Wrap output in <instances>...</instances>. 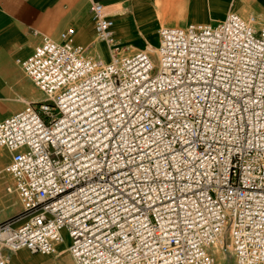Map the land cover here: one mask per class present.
<instances>
[{"label": "built area", "instance_id": "1", "mask_svg": "<svg viewBox=\"0 0 264 264\" xmlns=\"http://www.w3.org/2000/svg\"><path fill=\"white\" fill-rule=\"evenodd\" d=\"M96 38L114 19L91 1ZM41 35L16 62L44 95L0 120V172L22 216L0 220V264L20 249L75 264H264V25L158 30L109 61Z\"/></svg>", "mask_w": 264, "mask_h": 264}, {"label": "crops", "instance_id": "2", "mask_svg": "<svg viewBox=\"0 0 264 264\" xmlns=\"http://www.w3.org/2000/svg\"><path fill=\"white\" fill-rule=\"evenodd\" d=\"M91 1H98L104 4V1L108 0H0V120L16 112L23 107L25 102H28L25 98L18 99V95H25L26 91L22 77L24 74L17 64L16 59L25 58L29 55L33 51L34 46L39 43L41 35H47L50 38L57 39L61 30L67 27H73L75 29L74 41L86 46L90 54L94 56L101 55L96 46L93 50H96L98 53L92 51L93 47H91V43L93 42L91 40L88 41L91 28L87 24V18L93 28V23L90 20L88 11ZM112 1H115L114 6H118L119 4H123L125 0ZM146 1L147 0H128V5L132 9L131 12H125V10L119 7L112 9L110 14L111 16L115 14V17H112L114 19V24H120L121 21L124 20L130 29V27L136 23L148 42L151 41L150 37H153V39L155 37L154 28L156 26V21L153 20L149 11L150 5ZM199 1L191 0L190 2H193L195 8L200 6L198 9L201 14H203L200 18L205 21H216L214 18H219V14L222 15L224 11L228 10L233 0ZM262 1L263 0H238V2H242L247 6H252L253 8L258 7L254 11L260 20H264V9H260V7L264 8V2ZM215 6H217V8ZM119 13L123 15L119 16ZM129 33L130 32L121 34L117 29L114 30V35L119 40L118 43L120 46H125V44H123V38H131ZM134 38L129 39L131 44L128 45V48L137 47L135 46L136 44H134ZM97 44L101 45L104 50L105 47L102 43ZM94 45L93 43V46ZM21 101L23 102L22 105ZM32 101H36V99ZM9 159V152L4 148H0V171L8 163ZM1 188L2 181L0 179V192ZM68 243L67 241L61 243L57 247L59 254L55 256L38 253L32 254L24 249L10 252L8 253L9 263L75 264L66 251V245Z\"/></svg>", "mask_w": 264, "mask_h": 264}, {"label": "rangeland", "instance_id": "3", "mask_svg": "<svg viewBox=\"0 0 264 264\" xmlns=\"http://www.w3.org/2000/svg\"><path fill=\"white\" fill-rule=\"evenodd\" d=\"M150 7L154 10V17L153 20L156 21V26L154 28V34L155 37H150L151 42L150 44L147 42L146 38L144 37V34H142V31L140 28L134 24L130 27L124 26V27H118L116 23L117 31L121 34L129 33V36L131 38H134V44H136L134 48H128V45L131 44L129 39L131 38H123V46L120 49H117L116 52L120 55H129L131 53H134L138 50H143L146 47H152L155 48L157 45V39L156 36L158 35L159 28L163 26H182L185 25L188 22L193 21H205L204 19L200 18L201 12L198 8H195V5L193 2H190L189 0H147L146 1ZM264 2V0L262 1ZM115 1L108 0L104 1V4L106 8L108 9V12L110 13L112 9L121 7L125 12H131L132 9L128 5V0H125L123 4H119L118 6H114ZM263 4V3H262ZM258 7L253 8L252 6H247L242 2H238V0H233L230 4L228 10L224 11L221 15V18L225 13H227L229 10L234 11L241 15L242 17H247L248 15H253L256 18V23L258 25H264V20H260L255 11ZM260 9H264L260 7ZM111 15V14H110ZM220 18V19H221ZM218 21V20H216ZM87 24L91 28V33L88 36V41H92L97 47V50L102 55L106 54V49L100 47L101 45H98L96 42V34L93 28L91 27V24L89 22V19L87 18ZM93 43H91V47H93ZM119 44V43H118ZM120 45V44H119ZM142 46V47H141ZM140 47V48H138ZM98 53L96 50L94 51ZM22 74V73H21ZM24 83H25V95H18V99H26V101H32L37 100L40 101L44 98V95L30 82L29 79H27L24 75H22ZM23 101V100H22ZM21 101V105L23 102ZM26 103V102H25ZM2 150V149H1ZM0 179L2 181V188L0 192V220L4 219H10L13 221H18L21 216V205L16 197V195L12 192H7L5 189V186L10 183L9 178L4 174L0 173ZM220 254L223 255L222 250L220 248H216ZM74 264V263H73ZM215 264H227L226 259H222L221 255L218 257V253L215 252Z\"/></svg>", "mask_w": 264, "mask_h": 264}, {"label": "bare ground", "instance_id": "4", "mask_svg": "<svg viewBox=\"0 0 264 264\" xmlns=\"http://www.w3.org/2000/svg\"><path fill=\"white\" fill-rule=\"evenodd\" d=\"M191 1V0H190ZM199 1V0H198ZM200 2V1H199ZM210 2V1H209ZM211 3V2H210ZM228 3V2H227ZM197 4H198V2H197ZM205 4V3H204ZM214 4V3H213ZM215 5V4H214ZM199 6V5H198ZM219 6V5H218ZM200 7V6H199ZM198 7V8H199ZM214 7V6H213ZM216 8H217V6H215ZM211 9H213V8H211ZM120 10V9H119ZM207 10V9H206ZM225 10V9H224ZM149 11H150V13H151V15H152V17H154V10L150 7L149 8ZM205 11V10H204ZM116 12H117V10H116ZM214 12V11H213ZM220 12V11H219ZM134 13V12H133ZM211 13H212V11H211ZM206 14V13H205ZM215 14V13H214ZM123 14H121V13H119V16H122ZM215 15H217V14H215ZM221 15L219 14V18H214V20H220V17ZM112 17H115V14H114V16H112ZM212 18V17H211ZM222 19V18H221ZM208 20H209V18H208ZM136 22V21H135ZM136 24V23H135ZM119 25V26H118ZM155 25H156V22H155ZM117 26L118 27H124V26H127L126 25V21H124V20H122L121 21V23L120 24H117ZM115 27H116V23L114 24V26H113V29L115 30ZM157 38H158V35H157ZM118 39L115 37V35H114V42L111 44V45H108V44H106V43H104V42H102V41H99V40H97L96 39V42L97 43H102L103 45H104V47H105V49H106V54L105 55H100L101 57H102V59L104 60V61H109L110 60V57H111V54H112V51H113V49L114 48H117V49H120V48H122L123 46H120L119 44H118ZM157 41H158V39H157ZM150 42L151 41H148V43L150 44ZM94 47L95 46H93V48H92V51H94L93 49H94ZM101 47V46H100ZM151 49H152V47H150ZM153 49H155V48H153ZM99 55V54H98ZM37 101V100H36ZM63 242H66L67 241V243L69 242V239H68V237H67V235H63ZM215 252L216 253H218V257H219V255H221V258L222 259H224V254L222 255V254H220L219 252H218V250H216L215 249Z\"/></svg>", "mask_w": 264, "mask_h": 264}]
</instances>
